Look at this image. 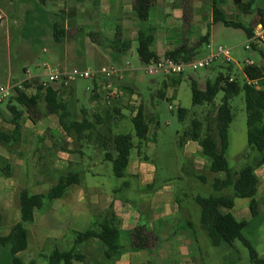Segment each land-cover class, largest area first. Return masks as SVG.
<instances>
[{"label": "crops", "instance_id": "0c3cea01", "mask_svg": "<svg viewBox=\"0 0 264 264\" xmlns=\"http://www.w3.org/2000/svg\"><path fill=\"white\" fill-rule=\"evenodd\" d=\"M215 2L227 21L247 27L246 29L252 30V35L264 16V0H241L243 6L251 5L250 10L248 9L246 12L240 11L234 0H193L192 11L187 20H184V0H157L150 9L148 20V25L152 29L155 38L154 52L160 58H163L166 53L174 51L183 45H187L189 49L196 48L197 52L203 44H207L208 49L212 47L211 37L215 27L220 24L225 26L223 23L214 22L213 8ZM134 4L135 0H45L44 4L40 0H0V13L4 15V12L6 14L11 12L17 15H25L21 20L25 19L29 14L40 15V18L52 32L54 27L61 23V26L66 31V39L63 44L64 62L68 61L66 60L68 54L73 57L72 59L75 58L74 55H77L75 58L77 59L83 47V50L96 62L103 60L102 63L121 64L123 60L120 55L132 48V43L137 41L141 27L139 20L134 14ZM26 5L30 6V8H27ZM182 21H184V27L181 25ZM202 25L207 26L208 32L206 36L202 32L195 31L198 26ZM2 27L3 24H1L0 29ZM86 29L89 31L86 32ZM37 30L40 33L44 32L43 28H38ZM91 33H95L100 37L101 46L94 44L90 40L89 36ZM80 37H84L83 40ZM127 44H131L130 47L126 46ZM101 48L104 49V52ZM262 52L264 53V47L255 53L261 60L259 64H256L260 67H264V55H262ZM233 64L234 61L230 66H227L232 68V72L235 71ZM244 69H241V72L246 81L247 77ZM32 78L35 81L41 80L38 76ZM166 78L171 77H165V80ZM172 78L174 79V77ZM119 79L121 80V78ZM174 80L177 81V79ZM100 82H95V89L91 92L90 105L92 108H84L83 117L80 120H75L72 115L70 119L65 120L64 124L69 129L68 131L63 128L58 114H48L44 100L45 93H39L37 90L36 94L41 97L38 109L34 113L37 114L39 112L38 121L30 119L29 114L25 112L20 121V135L13 136L16 140L13 139L9 145L0 143L2 145L0 151V174L3 175L0 178V211L2 215L0 230L5 234L0 235V237L8 236L11 229L22 221L19 203L20 192L26 190L29 193V190H32L31 195H47L53 187L58 185L61 179L77 176V182L66 191L61 199H58L62 200V202L56 203L57 200L46 201L43 208L35 212L34 222L30 225L31 228L29 226L28 229L29 247L18 255L19 258L22 254L25 255L24 258L27 263L20 258L24 264L35 263L31 261V258L36 255L32 249L30 251V243L35 245L34 243L38 242L37 238L43 239L44 237L49 242L51 240L58 243L64 239L68 232H72L75 235L84 233L81 231L86 230L91 225L92 216H103L110 208L120 220L121 243L124 247L121 258L112 264H201L202 259L193 257L198 245L197 235H190L186 229H183L181 242L178 246L174 244L172 233L175 231L178 221L185 220L187 224L192 226L193 224L190 220L189 211H182L177 205L170 187L160 189L155 187L156 172L154 168L146 167L143 164L137 166L130 164L125 178H123L132 177L140 186L146 189L143 191L145 193H142L140 197L142 200L140 204L142 211H156V223L159 222V225L151 231L161 241L150 253L148 251H139L130 245L132 232L136 227H140V214L134 208L135 205L130 196L122 201L116 197L102 194L98 188H91L92 191L95 190L96 192L91 193L89 189H82V181L79 174L62 172V168L67 167L70 169L73 168L74 164V167L79 169L94 162V159L90 161L86 159L83 145H94L92 147L98 154H100V150H104L105 158L103 162H108L106 153H113L109 149L108 144H106V141H108L109 146L110 143L112 144L111 138H107L100 130L103 125L110 124L112 121L105 119L107 108L100 96V86H102ZM167 86H169L168 83ZM67 87L69 86L55 85L53 87L55 91L60 92L59 98L61 101H63L62 95L64 94H71V96L76 98L79 95L76 85L73 84L69 88ZM135 96L132 97L133 100L136 98ZM122 103H125L124 99ZM118 104L116 103L113 108L119 107L120 105ZM103 110L104 113H102ZM119 115H121V112ZM135 115L136 112L135 114L133 113L132 118ZM95 116H100L103 119V123L98 124ZM10 120L11 115L6 114L0 107V122H3V125L1 122L0 126L8 129L7 132L3 130L0 132L11 136L15 127L9 123ZM87 122L93 125L92 129L81 134H77L75 131L77 135L73 134L72 123L86 125ZM95 132L96 134L94 135L93 133ZM74 139L81 143L78 150L72 148ZM181 146L185 151V157L190 163L193 175H198L199 171L204 168L199 167V160L207 162L210 170L211 163L203 155V151L197 143L185 141ZM41 155L47 159L52 155L51 160L49 159L51 163L50 169L54 171L53 173L65 174L55 185L47 186V188H43L46 183H39L38 179L34 178L38 166H41V169L45 168V165L39 164V159L36 158V156ZM134 162L133 164L137 163ZM93 175L99 177L102 174L95 171ZM256 175L259 180L256 197L258 214L256 216L252 215L250 200H244L246 201L245 204L240 206H237L235 201L232 214L238 221L247 222L248 225L245 231L248 230L251 239H254V243L248 240L253 244L260 257H264V167L257 169ZM125 188L130 189L131 184L127 182ZM115 192L117 193L118 190H115ZM43 209H45L44 212ZM256 221L258 222L257 225L252 228L253 223ZM170 257L173 258L171 259Z\"/></svg>", "mask_w": 264, "mask_h": 264}, {"label": "rangeland", "instance_id": "374dc122", "mask_svg": "<svg viewBox=\"0 0 264 264\" xmlns=\"http://www.w3.org/2000/svg\"><path fill=\"white\" fill-rule=\"evenodd\" d=\"M26 7L30 8L28 5H26ZM24 17L25 15L22 14L17 15L11 12L6 14L4 12V20L1 22L3 27L0 29V88L6 87L9 82L17 83L27 80V71L32 77L38 76L41 80H46V75L48 73L56 71L73 69L98 71L101 69L100 67H114L116 70H119L121 72V80L118 78L113 83L115 88L122 95V100L124 99L125 103L123 104L122 101H120L118 104L120 106L114 107L121 111V115L116 116L117 120L114 119L110 124L103 125L100 130L107 138L110 137L111 141L115 134H130L134 137L133 141L135 145H138L139 142L135 137L131 119L133 113L135 114L139 106L141 104L144 105L148 117L152 119L150 133L147 140L140 147V150L134 149L132 151L130 164H132V166L143 164L146 167L154 168L156 172L155 187L158 189L170 187L173 198L176 200L180 209L182 211H189L193 226L189 228L185 220L178 221L177 227L172 233L174 244L178 246L183 236L182 230L186 229L190 235H197L198 245L193 257L202 259L201 264H253L250 259L249 250L240 241H236L233 247L227 245L213 247L210 244L206 233L201 228V208L195 202L194 198L197 196L207 198L220 195L233 197L234 192L232 189L225 190L221 194L214 191L212 187L213 181L216 178H223L224 176L211 173L208 168V163L203 160H199V167H204L203 170H200V173L194 176H202L205 178V183L194 178L190 163L185 157V151L180 145V137L184 136L188 131L191 122L194 119L205 121L207 116H214L224 98V92L221 91L213 105L195 108L192 102L191 78L198 81L201 88L205 89L207 81H215L220 73L227 76L228 72L226 68L217 63L208 70H200L198 72L188 70L186 74L180 77H174V79L177 80L182 79L180 84L175 87L171 83V78H166L165 80L164 76H149L145 73V65L140 61L137 53V41L132 43V48L128 52L120 55V58L123 60L121 64L102 63L103 60L101 62H96L83 50V47L77 59H75L77 55H74L75 58L72 59L73 57L68 54L66 56V60L68 61L64 62V45L55 42L53 32L42 18H40L41 16L29 14L25 19L21 20ZM181 25L184 27V21H182ZM38 28H43L44 32L40 33L37 30ZM246 28L247 27H245V29ZM87 31L89 30L86 29V32ZM195 31L202 32V34L206 36L208 29L206 25H202L198 26ZM70 34L72 33L70 32ZM80 38L83 40L84 37ZM91 41L94 43L93 40ZM211 43L214 49L223 47L231 51L234 61L233 65L235 67V71L231 73V78L238 79L241 84L246 82L241 72V69L245 68V60H252L256 64L261 62L258 55L253 52L245 51L247 35L243 29L236 30L226 28L221 24L217 25L212 34ZM101 50L104 52V49L101 48ZM209 53L210 49L207 48V44H203L198 49L195 59H204ZM37 82L38 80L35 81L33 79L27 85L26 92L29 95L34 96V94H36L38 90L36 87ZM167 83L169 86H167ZM57 85L63 86L61 84ZM71 85H69V87ZM74 85H76L79 90L78 97L71 96V94H64L62 95V102L65 104L67 102L66 106L68 107L69 113L75 120H80L83 117L84 108H92L90 99L91 92L95 89V81L78 80ZM162 93L165 94L166 97H161L160 95ZM134 95H136V98L133 100L132 97ZM10 102L11 100L0 104V107H2V110H4L6 114H9L7 107ZM230 105L235 118L229 130L230 148L226 157L232 170L234 172H239L247 165L252 164L253 159L258 153L252 151L248 147L247 112L244 93L242 92L239 96L231 100ZM105 107L109 109L107 106ZM180 109L191 111L185 121H181L179 118L178 113ZM102 113H104V110ZM38 115L39 112L33 114V119L38 121ZM1 124L3 125V122ZM4 128L5 127L0 126V131L3 130L7 132L8 129ZM73 134L77 135L75 131H73ZM93 134L95 135L96 132ZM80 144V142L74 139L72 148L78 150ZM106 144H108L109 149L113 151V144L110 143L109 146L108 141H106ZM60 146H62V144H60ZM63 146L65 145L63 144ZM92 146L91 144H87L86 146L83 145V152L86 155V159L88 161L94 159L92 164L89 163L79 169H76L74 164L73 168H62V172L66 171L67 173L79 174L82 181V189H89L91 193H96L95 190L92 191L91 188H98L102 194L116 197L122 201L130 196L134 202V208L140 214L139 225L150 230L156 229L159 225V222L156 223V211L143 212L140 206L142 201L140 197L142 193H145L143 191L146 189L140 186L132 177L128 176L127 179L116 178L114 176L112 164L110 162H103L105 151L100 150V154H98ZM1 147L2 145L0 144V151ZM246 153H248V157H244ZM51 157L52 155L47 159L42 155L36 156V158L39 159L38 163L43 166L45 165V168L42 169L41 166H38L34 176L35 179H38L39 183L47 184H44L43 188L55 185L61 177L65 176V174L53 173L54 171L50 169L51 163L49 159L51 160ZM133 162L135 164H133ZM41 171L43 172L41 173ZM95 171L100 172L102 175L99 177L94 176L93 174ZM1 177H3V175L0 174V178ZM127 182L131 184L130 189L125 188ZM115 190H118V192L116 193ZM29 191V193L32 194V190ZM235 201L237 206L245 204L246 202L242 199H236ZM58 202H62V200H57L56 203ZM44 210L45 209H43V212ZM100 218V216H92L91 225L81 232L94 230L95 223L100 221ZM257 223V221L253 223L252 228H254ZM30 225H28V229ZM0 235H5L2 230H0ZM244 235L254 243V239H251L248 230L245 231ZM37 239L38 242L34 243L35 245H31L30 243V251L32 249L36 255L31 258V261H34L35 264H49L48 258L54 250L58 249L67 252L73 248L76 235L72 232H68L64 236V239L58 243L51 240L49 242L44 237L43 239ZM82 251L89 254L90 257H101L97 243H92ZM148 253H150V250H148ZM24 257V254L20 256V258L27 263ZM170 258L172 259L173 257ZM0 264H12L10 248L0 249Z\"/></svg>", "mask_w": 264, "mask_h": 264}, {"label": "trees", "instance_id": "16d2710c", "mask_svg": "<svg viewBox=\"0 0 264 264\" xmlns=\"http://www.w3.org/2000/svg\"><path fill=\"white\" fill-rule=\"evenodd\" d=\"M40 1L42 4L45 3V0ZM156 1L135 0L134 4V14L141 24L137 38V53L144 65L161 59L153 50L155 38L152 29L148 25L150 9L155 5ZM192 2L193 0H184V20H187L189 14H191ZM234 2L242 12L248 11L251 7V5L243 6L241 0H234ZM213 16L215 23H223L226 27L243 29L247 37L250 38L252 36V30L245 29L240 24L227 21L216 2L214 3ZM1 24L0 21V27ZM89 37L95 44L101 46L102 43L97 34L91 33ZM53 38L56 43L64 44L66 31L61 26V23L54 27ZM130 45L127 44L126 46L130 47ZM262 55H264L263 52ZM196 56V48L189 49L187 45L165 54V57L185 63L192 61ZM226 71L228 72L227 76L220 73L215 81H207L205 89L201 88L198 81L191 78L192 102L195 108L213 105L221 91L224 92V98L214 116H207L205 121L194 119L191 122L188 131L184 136L180 137V145L185 141L197 143L202 149L203 155L211 163L210 172L224 176L213 181L212 187L214 191L221 194L225 190L232 189L234 192L233 197L220 195L207 198L197 196L194 198L201 208V228L206 233L210 244L213 247H221L223 245L233 247L236 241H240L249 250L253 264H264V257H260L253 244L244 235L248 225L247 222L238 221L232 214L236 199L250 200L252 215L256 216L258 214L256 197L259 180L256 170L264 167V81L261 82V88L256 89L247 85L246 82L241 84L238 79L231 78V67H227ZM244 73L250 80H259L264 76V67L258 65L253 68L246 67ZM181 81L182 79L175 81L172 78L174 86L179 85ZM38 91L39 93L42 92L41 89H38ZM242 92L244 93L247 112L248 147L252 151H256L258 155L253 159L252 164L247 165L239 172H234L226 157L230 148L229 130L235 118L230 101ZM160 96L165 97L163 93ZM59 97L60 92L55 91L53 88H49L45 92L44 100L47 112L50 115L58 114L63 128L68 131L69 129L65 127L64 122L71 117V114L66 104ZM40 100L39 94L32 96L27 92H19L17 96L11 99L7 109L11 115L9 123L15 127V130L11 136L0 132L1 144L9 145L13 139L16 140L13 136L20 135V121L25 112L34 121L33 114L38 109ZM120 112L117 108L107 109L105 111V119H116L115 117ZM190 112L180 109L178 113L180 120L185 121ZM95 119L98 124L103 123V119L100 116H95ZM131 122L134 127L135 137L139 142L138 146H135L132 135L120 134L116 135L112 140L113 153H106V160L112 164L114 176L118 179L125 178L126 171L130 165L132 151L134 149L140 150V147L148 138L152 119L148 117L143 104L139 106ZM92 127L93 125L88 124V122L86 125L72 123V128L77 134L90 130ZM246 154L244 157L249 156L248 153ZM194 178L202 182L205 181L202 176H194ZM76 182L77 176L61 179L58 185L53 187L47 195H31L26 190L20 192L19 203L22 221L11 229L8 236L0 237V249L10 248L12 264H24L18 255L29 247L28 225L34 222L35 212L42 209L46 201L61 199ZM100 217V221L95 223L94 230L76 234L74 246L70 251L54 250L48 258L49 264H112L119 260L124 252V247L121 243L120 220L112 211V208ZM1 220L0 211V223ZM187 225L192 228L191 224ZM160 241L159 237L151 230L142 226L136 227L130 236V245L139 251H151ZM92 243H97L101 257H90L89 254L82 251Z\"/></svg>", "mask_w": 264, "mask_h": 264}, {"label": "built area", "instance_id": "2783aa9c", "mask_svg": "<svg viewBox=\"0 0 264 264\" xmlns=\"http://www.w3.org/2000/svg\"><path fill=\"white\" fill-rule=\"evenodd\" d=\"M4 20V15L0 14V21ZM264 47V17L261 18L253 35L248 38L245 46V51L256 53L257 50ZM210 53L204 59H194L188 63L178 62L170 57H163L158 61H152L145 65L144 71L149 76H164V77H178L186 74L188 70L198 72L200 70L211 69L215 64L219 63L221 66L227 67L233 63L231 51L223 47H209ZM245 68H253L256 63L252 60H245ZM49 70V68L47 67ZM50 71V70H49ZM121 72L115 68H101L98 71L92 70H64L50 72L46 75V80H38L36 87L46 92L49 88H53L57 84L69 86L78 80H93L95 82L101 81L100 96L106 106L111 109L116 103L122 101V95L114 86V81L121 78ZM28 79L25 81L13 83L9 82L6 87L0 88V104L11 100L18 95L19 92H26V85H28L34 78L27 71ZM247 77V76H246ZM106 81V83H105ZM231 81V80H230ZM264 81V76L261 79L250 80L246 78V83L256 89H260L261 82Z\"/></svg>", "mask_w": 264, "mask_h": 264}]
</instances>
